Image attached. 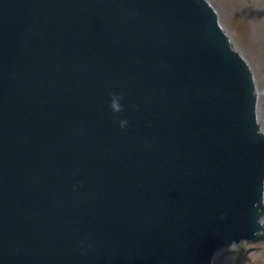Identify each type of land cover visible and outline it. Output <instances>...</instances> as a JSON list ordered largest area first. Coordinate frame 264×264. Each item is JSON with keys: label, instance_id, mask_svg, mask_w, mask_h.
Listing matches in <instances>:
<instances>
[{"label": "water", "instance_id": "1", "mask_svg": "<svg viewBox=\"0 0 264 264\" xmlns=\"http://www.w3.org/2000/svg\"><path fill=\"white\" fill-rule=\"evenodd\" d=\"M257 100L207 0H0V264L264 241Z\"/></svg>", "mask_w": 264, "mask_h": 264}, {"label": "rangeland", "instance_id": "2", "mask_svg": "<svg viewBox=\"0 0 264 264\" xmlns=\"http://www.w3.org/2000/svg\"><path fill=\"white\" fill-rule=\"evenodd\" d=\"M233 47L249 65L257 90V115L264 129V0H207ZM264 226V217L262 219ZM213 264H264V241L231 245Z\"/></svg>", "mask_w": 264, "mask_h": 264}, {"label": "clouds", "instance_id": "3", "mask_svg": "<svg viewBox=\"0 0 264 264\" xmlns=\"http://www.w3.org/2000/svg\"><path fill=\"white\" fill-rule=\"evenodd\" d=\"M120 97L118 94H112L110 99V107L114 113H119L122 110V105L120 104ZM121 128L125 127L127 121L125 119H120L118 121ZM260 134H264V129L259 130Z\"/></svg>", "mask_w": 264, "mask_h": 264}]
</instances>
